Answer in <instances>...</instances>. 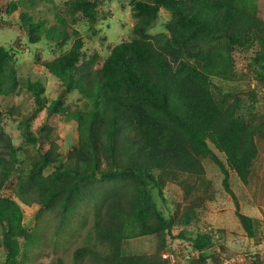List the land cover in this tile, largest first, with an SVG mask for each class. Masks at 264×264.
I'll use <instances>...</instances> for the list:
<instances>
[{"label":"trees","instance_id":"16d2710c","mask_svg":"<svg viewBox=\"0 0 264 264\" xmlns=\"http://www.w3.org/2000/svg\"><path fill=\"white\" fill-rule=\"evenodd\" d=\"M52 2L18 0L5 10L12 14L25 9L20 21L30 44L45 40L59 49L69 44L59 56L41 63L62 87L57 98L47 102L40 82L28 83L27 91L36 112L75 122L77 143L64 161L49 132L40 135L50 143L44 151L43 143L29 133V118L22 119V132L33 146L39 145V155L27 169L18 168V149L5 134L7 113L0 107V193L6 182L16 179L13 198L0 194L3 264H17L20 240L31 241L20 204L64 216L89 196L95 200V236L110 252L99 258L80 248L76 260L89 253L106 264H156L153 257L123 255L122 243L156 235L162 251L177 223L184 229L175 238L198 253L193 264H207L213 235L203 231L209 225H201L198 210L211 200V182L205 180L202 165L208 158L225 176L223 186L244 233L256 242L264 238L258 234L259 223L239 212L227 174L229 167L242 184L248 183L258 153L256 138L264 140V116L253 120L244 109H253L259 95L254 89L232 92L213 85L215 78L234 81L233 53L238 49L252 51L250 73L264 84V21L257 0H133L132 38L113 46L100 65L96 56L85 58L84 41L72 25L79 17L93 26L101 0H68L63 12L55 14L56 23L48 26L32 13ZM160 10L169 13L165 32L151 35ZM13 62L11 49L0 46V97L17 91ZM70 94L76 95L73 106L65 104ZM209 143L225 156L226 165ZM48 169L52 171L45 174ZM95 183L108 185L95 193ZM166 183L180 187L188 201L178 219L164 216L154 201L153 192L162 196ZM200 183H205L202 190L196 189ZM252 263L264 264L259 259Z\"/></svg>","mask_w":264,"mask_h":264},{"label":"rangeland","instance_id":"374dc122","mask_svg":"<svg viewBox=\"0 0 264 264\" xmlns=\"http://www.w3.org/2000/svg\"><path fill=\"white\" fill-rule=\"evenodd\" d=\"M18 0H1L0 4V46H5L13 52L16 79L18 82L17 91L9 97H0V107L6 111L2 121L5 134L17 151L18 168L27 167L38 158L39 145L33 146L24 136L20 127V121L29 118V133L34 134L38 143L45 151L49 147V141L40 137L44 132H49L50 141L56 143L58 152L63 156V160L69 151L77 143V130L75 122H66L61 115L47 117L44 110L37 111L33 103L31 94L27 91V84L40 82L44 85V97L47 102L55 100L62 90L61 85L49 75L41 66L42 62L51 61L60 55L62 51L69 47L67 44L62 49L43 40L39 44H30L27 35L21 27V13L25 11L20 7L15 13L8 14L6 5ZM68 0H53L52 3L39 5L32 15L36 19H45L47 25L56 23V13L63 12L64 2ZM133 0H101L97 8L96 23L90 24L78 17L72 29L79 33L84 41L85 58L96 56V63L100 65L109 54L111 48L121 42L132 38V28L135 21L131 15V2ZM258 15L264 21V0H257ZM62 10V11H61ZM64 16L65 13H61ZM169 19V13L160 10L159 16L150 29L151 35L165 32V23ZM69 25V23H68ZM252 51L249 49H238L233 53L235 63L234 81L225 82L220 79H213V85L232 92H247L254 89L259 95L253 109L245 107L246 114L253 120L264 116V84L257 82V79L250 73L249 60ZM214 90V89H213ZM76 95L67 96L65 104L73 106L77 102ZM262 148L264 140L256 138ZM216 157L226 165L225 156L216 151L209 143ZM264 151V146H263ZM2 148L0 147V154ZM264 154V152H263ZM205 171V180L211 182L208 195L211 200L205 202L204 209L199 208L198 220L201 225L208 224L212 230H216L222 235L218 242L211 245V259L207 264H253L255 259L264 263L261 256L263 244L262 240L256 244V240L248 237L242 230L236 216L235 204L231 196L225 191L223 180L225 178L220 167L211 159L202 160ZM227 169V167H226ZM52 169L45 171L48 174ZM228 184L234 193L239 212H246L245 203L248 196H259L257 193L264 192V180H261L262 188L258 187L259 180H256L255 191H243L241 182L232 171L227 169ZM15 178L6 182L2 188L3 197H14ZM253 181V180H252ZM107 183H95L93 190L96 192L107 188ZM205 183H200L196 189L204 188ZM246 193H250L246 196ZM162 196L153 192L154 201L158 210L166 217L178 219L183 209L188 205L184 199V193L180 187L166 183L162 189ZM95 200L92 196L84 198L73 213L62 216L57 210L44 211L38 205L25 206L20 204L23 212V226L31 241L20 240L22 252L17 264H106L93 259L91 254H86L81 260L75 259V252L80 248H89L92 253L102 258L109 254L110 247L95 236ZM243 203V206H241ZM243 208V210H242ZM102 208L100 216L104 214ZM220 219V221H219ZM237 223V224H236ZM184 229L177 223L171 229V235L166 239L165 248L158 252L159 239L156 235L143 236L139 238L127 239L122 243V253L126 256H149L155 259L156 264H193L198 258V253L190 251L188 242L176 239L175 237ZM188 232L192 227L185 228ZM263 235V230L258 231ZM27 247V248H26ZM172 254V259H163L164 254ZM5 252L0 245V264L4 263ZM234 261V263H232Z\"/></svg>","mask_w":264,"mask_h":264},{"label":"crops","instance_id":"0c3cea01","mask_svg":"<svg viewBox=\"0 0 264 264\" xmlns=\"http://www.w3.org/2000/svg\"><path fill=\"white\" fill-rule=\"evenodd\" d=\"M258 141V140H257ZM256 141V143H258ZM263 146L264 143L262 144V148L260 149L259 144H257V156L253 161L252 167L250 169V174L248 177V185L250 186V190H252L253 192L255 191L256 188H262L261 186V180H264V154H263ZM235 173L232 172V175H234ZM236 175V174H235ZM253 180V181H252ZM259 180L258 183V187L255 188V181ZM264 182H262L263 184ZM246 185L241 183V187L243 188V191H248L249 187L246 188ZM250 194V193H246V196ZM259 194V196L254 197L252 194H250L248 196L249 200L248 202L245 203V208H246V212L242 211L241 213L247 217H250L254 220H256L259 225L260 228L259 230H263L264 232V192L261 193H257ZM243 206V203H241V206ZM243 210V208H242ZM220 221V219H219ZM237 224V223H236ZM260 241H258L259 243ZM257 244V242H256Z\"/></svg>","mask_w":264,"mask_h":264},{"label":"built area","instance_id":"2783aa9c","mask_svg":"<svg viewBox=\"0 0 264 264\" xmlns=\"http://www.w3.org/2000/svg\"><path fill=\"white\" fill-rule=\"evenodd\" d=\"M203 231H206V232H211V235H213V239H212V242L215 243V242H218L219 239L222 238V235L220 233H218L216 230H212L211 227H207L206 229H204ZM262 240V244H263V248L261 250V256L264 257V238L261 239ZM260 240V241H261ZM172 254L171 253H168V254H164L163 255V259H172ZM232 263H234V261H232Z\"/></svg>","mask_w":264,"mask_h":264}]
</instances>
